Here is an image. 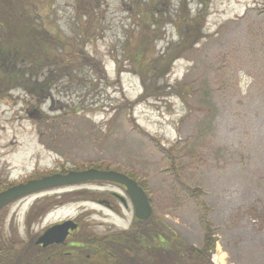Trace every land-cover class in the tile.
Wrapping results in <instances>:
<instances>
[{
    "label": "rangeland",
    "instance_id": "obj_1",
    "mask_svg": "<svg viewBox=\"0 0 264 264\" xmlns=\"http://www.w3.org/2000/svg\"><path fill=\"white\" fill-rule=\"evenodd\" d=\"M27 1L75 64L49 99L22 88L0 97V184L90 166L127 173L145 187L166 236L201 247L204 216L217 237L212 264H264V0H79L94 4L95 29L77 0ZM200 15V38L192 22L179 47L184 21ZM138 51L140 67L131 63ZM84 55L113 85L81 64ZM168 56L169 71L151 81ZM143 79L152 95L142 97ZM105 190L111 184L88 183L8 203L1 233L22 237L83 210L99 232L127 229L130 208L115 215L83 201ZM39 203L47 208L35 217L50 212L31 225Z\"/></svg>",
    "mask_w": 264,
    "mask_h": 264
},
{
    "label": "trees",
    "instance_id": "obj_2",
    "mask_svg": "<svg viewBox=\"0 0 264 264\" xmlns=\"http://www.w3.org/2000/svg\"><path fill=\"white\" fill-rule=\"evenodd\" d=\"M156 0H152V5ZM78 16L85 18L86 25L95 29V7L90 2V8H82L77 0ZM159 13V11H158ZM151 17H154L151 14ZM37 9L34 4L27 0H0V97L7 95L10 90L23 89L30 94L36 102H42L51 97L50 90L55 80L69 71H73L72 64H75L74 58L66 53L68 45L65 41H59L58 37L49 32L37 20ZM204 16L193 18L190 21H184L185 30L182 31L179 47H185L190 43V33L192 22L195 25V40L200 38V31L203 26L201 20ZM83 22V21H82ZM145 31L150 25H157V22H146ZM189 29V30H188ZM140 37H143L140 35ZM141 41V38H140ZM57 47L59 53L54 54L53 45ZM142 42V41H141ZM71 49V48H70ZM178 49V47H177ZM140 51V50H139ZM139 51L135 52L131 58V63L143 65L140 61ZM180 55V54H179ZM173 56L166 58L165 64L153 72V80L156 81L160 75L164 76L170 69ZM81 64L88 66L91 70L101 77L102 81L107 80V84L112 82L105 77L102 66L88 55L81 58ZM71 68V69H70ZM143 76V75H141ZM143 96L152 95L150 86H147L143 79ZM159 142V141H157ZM100 168V166H93ZM9 184L1 183L0 190L6 188ZM198 196V193L196 194ZM200 211L208 209L202 201L198 202ZM50 207V204H48ZM6 208V207H5ZM3 208L0 213L5 210ZM47 205L43 206L45 210ZM40 209L36 210V213ZM200 222L204 228V240L200 248L189 245L182 240L176 241L170 235L166 236L162 231L160 224L151 218L149 221H137L134 219L133 225L127 230H116V233H130L133 236L128 239L131 242L132 249L146 250L148 263L159 264H212L211 257L214 250L215 236L211 223L202 216ZM2 224L0 222V233ZM165 227V226H164ZM171 233L173 231L171 230ZM165 238L164 242L160 237ZM4 242L7 239L3 240ZM17 247L4 245L2 249V264H16V255L12 252ZM18 257V256H17Z\"/></svg>",
    "mask_w": 264,
    "mask_h": 264
},
{
    "label": "flooded vegetation",
    "instance_id": "obj_3",
    "mask_svg": "<svg viewBox=\"0 0 264 264\" xmlns=\"http://www.w3.org/2000/svg\"><path fill=\"white\" fill-rule=\"evenodd\" d=\"M93 184V183H92ZM108 184V183H106ZM113 190H105L103 198L85 199L91 201L105 210L117 215L121 214V209L132 210L130 201L125 194V188L122 185L111 183ZM98 189V188H97ZM38 203V202H35ZM34 203V204H35ZM33 204V205H34ZM41 204V203H39ZM41 204L39 209L42 210ZM85 208V207H84ZM83 208V209H84ZM33 207L29 215L31 225L35 220H40L49 211L40 214L38 217ZM33 214V215H32ZM28 216V215H27ZM88 218L85 210L73 218H57L45 223V226L34 232H25L22 237L19 235L0 233V264H2V249L4 245L17 247L12 252L16 255V264H147L148 257L146 250L131 248V242L128 241L133 235L130 233H116L115 231L99 232L96 230L93 221H85ZM71 219L77 224L73 230H69L67 235L61 241H53L47 244L38 242L43 232L54 224ZM137 220V219H136ZM139 221V220H138ZM134 222V216L127 229H130ZM31 225L29 226L32 229ZM125 229V230H127ZM161 241L164 239L159 236ZM7 239L6 242L3 240ZM18 256V257H17ZM159 259V264L162 262Z\"/></svg>",
    "mask_w": 264,
    "mask_h": 264
},
{
    "label": "water",
    "instance_id": "obj_4",
    "mask_svg": "<svg viewBox=\"0 0 264 264\" xmlns=\"http://www.w3.org/2000/svg\"><path fill=\"white\" fill-rule=\"evenodd\" d=\"M94 180L114 182L123 185L133 207L134 216L139 220H147L151 216L152 209L148 198L144 190L135 180L121 172L94 168L80 171L71 170L65 174L55 173L37 179H30L24 183H18L8 187L0 192V209L8 203L34 192L57 186H69ZM75 228L76 224L71 220L53 225L43 232L38 242H42L45 245L53 241H61L65 238L69 229Z\"/></svg>",
    "mask_w": 264,
    "mask_h": 264
}]
</instances>
